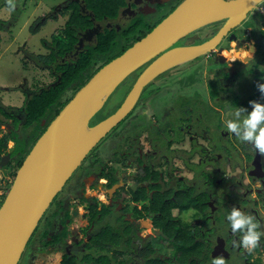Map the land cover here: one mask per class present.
Wrapping results in <instances>:
<instances>
[{
  "label": "flooded vegetation",
  "instance_id": "flooded-vegetation-1",
  "mask_svg": "<svg viewBox=\"0 0 264 264\" xmlns=\"http://www.w3.org/2000/svg\"><path fill=\"white\" fill-rule=\"evenodd\" d=\"M27 1L0 4L5 17L0 18V34L10 33ZM34 1L43 11L30 32L56 26L40 39L42 51L30 50L26 42L15 49L24 71L30 62L50 76L33 87L24 85V76L11 88L3 86L21 91L25 99L60 83L64 71L59 66L81 55L99 57L101 36L112 38L110 51H124L183 0ZM224 21L204 25L172 46L209 41ZM149 62L117 85L114 110L97 112L90 125L121 106ZM196 68L202 70L197 81H171L172 72ZM257 83H264V5H255L213 47L143 86L131 110L54 196L17 264H211L218 255L225 264H264V154L223 127L230 112L239 107L250 111L249 101L264 99ZM22 110L21 105L0 113V136L25 137ZM7 145L0 172L12 175L19 155L13 154L11 140ZM233 207L251 215L262 232L251 252L239 247V234L227 227L225 215Z\"/></svg>",
  "mask_w": 264,
  "mask_h": 264
},
{
  "label": "water",
  "instance_id": "water-1",
  "mask_svg": "<svg viewBox=\"0 0 264 264\" xmlns=\"http://www.w3.org/2000/svg\"><path fill=\"white\" fill-rule=\"evenodd\" d=\"M253 4L254 0H183L146 35L102 65L75 92L24 157L0 204V264L18 263L54 196L88 152L131 110L143 86L171 66L213 47L221 34L246 16ZM221 19L225 20L224 25L211 40L199 45L172 46L190 32ZM179 56L183 58L177 59ZM147 62L121 106L90 125L117 85ZM2 159L0 167L7 162Z\"/></svg>",
  "mask_w": 264,
  "mask_h": 264
},
{
  "label": "rangeland",
  "instance_id": "rangeland-1",
  "mask_svg": "<svg viewBox=\"0 0 264 264\" xmlns=\"http://www.w3.org/2000/svg\"><path fill=\"white\" fill-rule=\"evenodd\" d=\"M3 1L5 0H0V4ZM34 3V0L27 1L25 8L20 15L21 17L19 19V22L11 28L10 33L3 32L0 34V105L15 107V111H17L20 106L23 105L24 101L26 102V99L23 97L21 91L15 89L12 91H5L2 90L3 86L11 88L18 82L23 81V76L26 77V84L24 85L28 87H33L35 83L38 85L42 80L48 81L50 79V76L47 72L32 67L33 65L30 62L27 65V69L24 71L20 65L21 56H18L15 53L16 47L22 42H26L27 47L30 50L35 51L36 53L37 48L39 51H42L43 46L40 42V39L42 37L47 39V36L49 37V34L51 33V29L56 26L52 23L48 24L46 27L41 28V30L36 34L30 32L32 26L34 25L33 22L36 16L41 11H43L42 6L35 7ZM2 14V11H0L1 19L5 18L3 17L4 15L2 16ZM13 35H16L14 36V41L11 39ZM100 64L101 62L97 63V66H99ZM201 71L202 70L197 71V68L192 71H187V73H183L184 71L179 72V70H177L170 74L171 81L194 82L198 80V77H200L201 74L199 73ZM116 101L118 102V96L113 92L106 101V105L100 110V112L98 111V113L106 115V112H112L114 110V108L112 109V107ZM260 103H264V99ZM31 143L28 145V147H30ZM3 174L4 172H0V199L5 197V194L7 192V189L4 190L3 187L7 185L6 187L9 188L13 179V176L11 174Z\"/></svg>",
  "mask_w": 264,
  "mask_h": 264
},
{
  "label": "trees",
  "instance_id": "trees-1",
  "mask_svg": "<svg viewBox=\"0 0 264 264\" xmlns=\"http://www.w3.org/2000/svg\"><path fill=\"white\" fill-rule=\"evenodd\" d=\"M102 10V8H100ZM109 10V9H107ZM101 36L98 43L97 54L100 56L84 57L80 56L77 60L59 66L63 70L61 75V82L50 88L43 89L42 91L33 92L26 102L22 105L23 116L25 119L26 131L25 137L21 140L12 138V135L0 136V155L5 153L8 148L7 140H11L14 144L13 154L19 155L12 171V176L15 175L16 170L21 165L24 157L27 155L37 138L46 129L49 122L57 115L62 107L71 99L75 92L106 62L118 56L123 52V49L118 51H110L111 40L109 36ZM100 60L101 64L97 67H92L91 63H97ZM73 86L70 84L73 83ZM15 107L0 105V113L10 111L12 112ZM44 122L42 124V121ZM1 132V131H0ZM26 134H30L27 137ZM13 140V141H12ZM32 142V143H31ZM31 143L30 147L28 145Z\"/></svg>",
  "mask_w": 264,
  "mask_h": 264
},
{
  "label": "clouds",
  "instance_id": "clouds-1",
  "mask_svg": "<svg viewBox=\"0 0 264 264\" xmlns=\"http://www.w3.org/2000/svg\"><path fill=\"white\" fill-rule=\"evenodd\" d=\"M255 5H264V0H254L253 6ZM256 87L264 95V83H257ZM249 104L251 105L250 111L239 107L230 112V118L223 121V127L239 142H247L256 151L264 154V103L252 100L249 101ZM225 221L232 233L239 234V247L248 252L258 247L262 232L258 229L257 221L251 215L233 207L226 213ZM233 246H237L236 242L233 243ZM211 264H225V258L219 255L212 257Z\"/></svg>",
  "mask_w": 264,
  "mask_h": 264
},
{
  "label": "bare ground",
  "instance_id": "bare-ground-1",
  "mask_svg": "<svg viewBox=\"0 0 264 264\" xmlns=\"http://www.w3.org/2000/svg\"><path fill=\"white\" fill-rule=\"evenodd\" d=\"M183 57H181V56H179V57H177V59H179V60H181ZM99 99H100V97H99Z\"/></svg>",
  "mask_w": 264,
  "mask_h": 264
}]
</instances>
